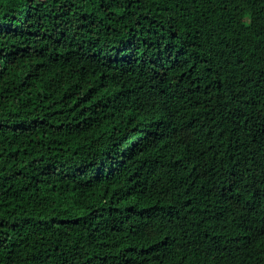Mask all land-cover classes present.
<instances>
[{
    "label": "trees",
    "instance_id": "16d2710c",
    "mask_svg": "<svg viewBox=\"0 0 264 264\" xmlns=\"http://www.w3.org/2000/svg\"><path fill=\"white\" fill-rule=\"evenodd\" d=\"M0 264H264V0H0Z\"/></svg>",
    "mask_w": 264,
    "mask_h": 264
}]
</instances>
